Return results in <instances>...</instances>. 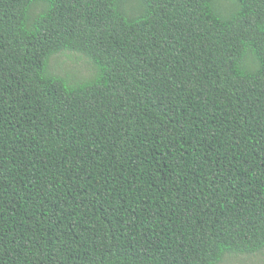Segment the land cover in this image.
Masks as SVG:
<instances>
[{"label":"trees","instance_id":"trees-1","mask_svg":"<svg viewBox=\"0 0 264 264\" xmlns=\"http://www.w3.org/2000/svg\"><path fill=\"white\" fill-rule=\"evenodd\" d=\"M263 249L264 0H0V264Z\"/></svg>","mask_w":264,"mask_h":264},{"label":"rangeland","instance_id":"rangeland-1","mask_svg":"<svg viewBox=\"0 0 264 264\" xmlns=\"http://www.w3.org/2000/svg\"><path fill=\"white\" fill-rule=\"evenodd\" d=\"M93 71L95 68L88 59L76 53H59L53 56L49 63L51 74L78 80L76 82L86 80L92 76ZM219 264H264V249L255 254H225Z\"/></svg>","mask_w":264,"mask_h":264}]
</instances>
